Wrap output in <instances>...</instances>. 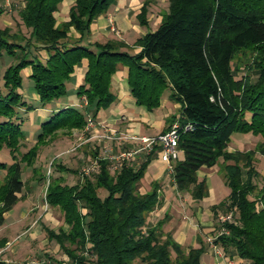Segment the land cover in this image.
<instances>
[{"label": "trees", "instance_id": "1", "mask_svg": "<svg viewBox=\"0 0 264 264\" xmlns=\"http://www.w3.org/2000/svg\"><path fill=\"white\" fill-rule=\"evenodd\" d=\"M64 1H24L19 15L31 31L28 39L10 35L8 27L0 30V61L4 54L14 60L4 70L0 87V224L26 196L24 168H31L38 181L45 179L35 167L40 147L59 132L87 126V112L60 109L40 124L35 145L22 153L26 115L37 109L23 92L25 70L31 69L29 78L46 107L67 96V84L86 60L77 96L87 99L93 119L116 102L113 77L121 67L127 69L137 106L154 112L166 93L180 104V114L170 118L183 127L181 157L171 173L176 190L203 200L209 187L199 172L219 166L230 194L213 211L229 209L236 217L233 223L217 225L215 244L234 249L250 264H264V186L258 189L255 182L260 176L256 155L264 156V0H168L160 26L138 40V53L129 52L122 41L85 42L94 20L117 0H76L69 20L57 25ZM148 8L149 1L137 17L141 26L148 24ZM71 28L80 33L79 40L72 41ZM248 50L254 55L256 82L252 75L237 78L234 67L236 56ZM41 51L47 52L46 59ZM185 125L192 128L185 131ZM238 133L263 141L255 150L231 152L229 145ZM158 148L155 145L139 167L124 162L115 172L97 153V173L73 186L62 176L50 178L45 201L61 211L67 228L44 230L68 256V264H201L203 246L187 251L171 235L163 238L162 222L147 228V216L159 200L158 184L146 193L138 185ZM57 170L71 172L61 165Z\"/></svg>", "mask_w": 264, "mask_h": 264}, {"label": "rangeland", "instance_id": "2", "mask_svg": "<svg viewBox=\"0 0 264 264\" xmlns=\"http://www.w3.org/2000/svg\"><path fill=\"white\" fill-rule=\"evenodd\" d=\"M25 0H9L3 2L0 5L3 14L0 15V30H5L6 27L10 29V35L15 37L30 38V30L25 27L19 15V11L22 9V5ZM144 0H142L143 2ZM150 13L152 14V20L159 18L160 11H167L169 7L168 0H150ZM134 10V9H133ZM130 10V19H134V12ZM155 23H151V27L154 28ZM9 25V26H8ZM144 29V28H142ZM116 37L122 39L123 34L120 32L115 33ZM25 44V42H22ZM254 60L252 51L239 53L234 61V67L237 72V78H241L243 75H252V81L256 82L257 72H254L251 65ZM14 63L12 58H9L4 54L0 61V87L2 86V75L4 70ZM26 77L24 83V93L28 94V99L35 107H42L39 99H36V92L33 86V81L27 78V73L24 72ZM68 98L64 97L63 101H67ZM83 100L87 102L84 97ZM87 114H92V110H89L88 102L82 108ZM37 109L31 113H28L25 120L24 129L27 131V139L25 140L22 153H26L36 143V135L40 131V124L42 122L39 117ZM179 112V109H178ZM90 116H87V118ZM164 127L160 124L155 125L153 132L147 136L148 138H155L160 134ZM91 128L85 127L84 130H73L71 133L59 132L56 138L51 140L46 145L40 147L39 155L35 167L40 169V173L45 178L42 181H38L33 178L31 168L25 167L23 171V181L26 183V189L23 194L26 195L24 200L19 202L11 214H7L4 224H0V264H68V256L61 250L60 246L55 241H50L44 230V226L59 231L61 228H67L64 224L61 211L59 209L51 208L45 202L47 194V188L49 180L52 177H64L67 185L73 186L83 181V176L93 177L98 171V164L96 155L99 153L100 157L107 159L111 162L112 172H115L121 168L122 163L117 158L124 152H131L133 149H140L146 146L145 143L140 140H134L133 145H127L120 143L121 140H111L106 135H98L95 133L94 137L101 142L88 141V131ZM79 131V132H78ZM75 133V134H74ZM110 135V134H109ZM133 136V135H132ZM138 138L146 136H137ZM263 141L261 136H254L252 134H235L232 142L229 145L231 151H250L257 149V146ZM126 143V142H125ZM100 144V145H99ZM160 148V147H159ZM154 153L155 156L160 153V149ZM151 152L148 149L143 150L136 156V159L131 161L136 167H139L146 155ZM222 162V161H221ZM57 165H61L69 169L68 173H61L57 170ZM166 165V164H165ZM167 167V173L171 174V171ZM256 170L260 176L255 179L258 189L264 186V156L260 153L256 155L255 162ZM219 167L205 168L201 171L200 179L203 176L213 175L212 183L216 189V197L221 191L219 188L223 185L222 172L219 174L216 171ZM89 170V173L85 171ZM154 171V169H153ZM151 179V173L146 175L143 179L144 183H149ZM229 191L230 189L225 186ZM140 192L142 187H139ZM224 194V195H223ZM221 195V199L226 195L224 192ZM213 197V194L210 198ZM253 199V197H251ZM209 199V198H208ZM233 213V219L235 221L236 214L229 209H219L217 213L211 210V216L213 223L216 225L212 232L213 241L210 242V237L207 238L208 243H215L217 219L219 215H228ZM181 215V214H180ZM186 215H181L180 219H186ZM179 218V217H178ZM210 238V239H209ZM186 250V249H185Z\"/></svg>", "mask_w": 264, "mask_h": 264}, {"label": "crops", "instance_id": "3", "mask_svg": "<svg viewBox=\"0 0 264 264\" xmlns=\"http://www.w3.org/2000/svg\"><path fill=\"white\" fill-rule=\"evenodd\" d=\"M5 1H7V3L9 2V0H4L0 5ZM147 1H149V11L147 15L148 24L146 26H141L137 17L141 13V8L144 3ZM75 2L76 0H65L60 5L57 15V25L69 20L70 9ZM150 2V0H144L143 2L142 0H117L107 13L94 20L90 28L91 33L85 38L86 41H84L87 44L95 41L101 43H105L109 40L122 41L129 47V50L127 48L123 50L138 53L141 50L137 45L138 40L143 38L148 32L155 31L160 26L163 15L166 13V11H160L159 18L152 20ZM23 7L24 4L22 5V8ZM131 9L135 11L133 20L130 19L129 12ZM2 14L3 12L0 15ZM152 22L155 23L154 28L151 27ZM119 30L124 36L122 39L116 37L115 33H119ZM69 36L72 41L81 38L80 33L74 28H71ZM40 54L43 59L47 58L46 51H41ZM87 68L88 61L86 60L76 68L71 80L67 84L68 93L67 96H65V98H68L67 101H63L64 98H62L60 101L54 102L46 107H37V110H40L39 117L42 122H44L49 114L57 112L60 109L66 107L81 109L85 105L83 99L77 96V90L84 82V75ZM25 72L27 73V78L30 80L31 69L28 68ZM113 91L117 96V100L110 108L99 112L98 116L94 118L96 122L95 128L86 130L89 135L88 141L93 140L95 142H101V140L94 137L95 133L98 135L117 133V135L147 137L153 132V128L157 124L164 127L160 132L162 133L170 127L172 123L170 118L173 115L177 116L180 114V104L173 103L168 93L163 97L161 108L154 112H149L147 109L137 106L135 99L131 95L126 68H119L117 74L113 77ZM28 94L29 93H24L26 97H28ZM36 99H39L37 94ZM88 116L92 117V114H88ZM120 143L133 145V141L128 140H121ZM229 151L231 150L229 149ZM201 171L199 172V177ZM220 172H222L221 177L226 186L224 172L219 168L216 173L219 174ZM150 173V182L144 183L142 180L138 185L142 187L141 193H146L152 186L158 184L157 191L159 200L154 210L147 216V228L156 227L162 222L163 226L160 232L163 238L167 235H171L173 239L187 251L190 248H200L203 246L204 254L201 257V264H250L240 259L234 249L225 250L220 244L217 245L207 242V238L210 237V235L211 237L213 236L212 232L216 226L212 220L211 210L222 201L226 200L230 194V191L222 185L219 188L221 193L219 192L216 197L217 188H215L212 183L213 175L203 176V179H206L209 187L208 197L203 200H194L190 193H181L176 190L172 175L167 173V167L162 162L160 153H158L157 156L153 155L151 157L146 175ZM224 192H226V195L221 199V195ZM212 194L213 197L210 198ZM12 211L7 214H11ZM7 214H5V216ZM180 214L186 215V219H180ZM5 216L4 218L6 219Z\"/></svg>", "mask_w": 264, "mask_h": 264}, {"label": "built area", "instance_id": "4", "mask_svg": "<svg viewBox=\"0 0 264 264\" xmlns=\"http://www.w3.org/2000/svg\"><path fill=\"white\" fill-rule=\"evenodd\" d=\"M84 101V100H83ZM84 104H87V102L84 101ZM96 122L92 117H88L87 119V127L88 128H95ZM192 128L191 125H185L184 130L188 131ZM183 129L182 125L178 121H175L171 124L169 130L166 132L160 133L155 138H148V137H142L138 138L137 136H126V135H117V133H112L110 135H106L107 138L111 140H128V141H134V140H140L141 142L145 143L146 146L140 148V149H133L131 152H124L122 153L117 160H120L121 162H131L136 159V156L140 154L143 150L148 149L149 151H152L155 145H158L160 147V157L164 164L168 166V169L173 172V164L178 161L181 157V152L179 149V140H180V131ZM86 173H89V170L85 171ZM46 202V201H45ZM47 204V202H46ZM233 213H229L228 215H219L217 219L218 224H225V223H233L235 222L233 219ZM225 230H222L224 232ZM217 238V236L215 237ZM210 239V238H209ZM213 239L211 237L210 242H212Z\"/></svg>", "mask_w": 264, "mask_h": 264}]
</instances>
